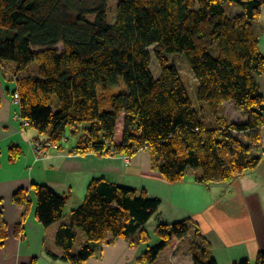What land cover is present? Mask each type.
<instances>
[{
    "label": "trees",
    "instance_id": "obj_1",
    "mask_svg": "<svg viewBox=\"0 0 264 264\" xmlns=\"http://www.w3.org/2000/svg\"><path fill=\"white\" fill-rule=\"evenodd\" d=\"M228 3L242 12L229 14ZM263 8L264 0H101L96 8L78 12L74 0H0V70L5 63L15 65L19 116L59 150L71 130L77 145L71 154L134 157L145 150L152 169L169 183L200 170L197 181L203 185H231L261 163L252 151L262 143L264 128L258 82L264 55L254 28ZM150 48L159 78L151 69ZM168 54L187 57L198 103ZM35 62L38 73L25 74ZM52 96L59 101L56 108ZM231 102L245 123L227 115ZM20 153L13 147L10 160ZM32 189L38 222L49 228L62 221L69 196L47 185ZM14 202L30 207L24 191L14 195ZM161 206L146 189L94 179L83 204L57 233L61 258L86 264L100 256L105 243L124 239L132 249L150 243L146 226L159 218ZM192 223L159 222L155 235L160 242L140 263L157 264L162 253L171 255L188 239L194 264H218L209 258L199 229L189 239ZM77 229L87 242L74 253ZM7 232L0 221V242ZM255 264H264V251Z\"/></svg>",
    "mask_w": 264,
    "mask_h": 264
},
{
    "label": "crops",
    "instance_id": "obj_2",
    "mask_svg": "<svg viewBox=\"0 0 264 264\" xmlns=\"http://www.w3.org/2000/svg\"><path fill=\"white\" fill-rule=\"evenodd\" d=\"M2 67L0 221L7 225L8 232L7 238L0 242V264H70L61 258L63 251L56 244V236L60 227L69 222L71 212L83 204L90 183L98 178L139 190L146 189L152 197L162 201V206L159 218L153 217L146 226L151 236L150 243L135 249L124 239L113 245L105 243L99 246L100 256L91 258L86 264H141V256L160 242L155 235L159 222L174 223L188 219L198 226L191 224L189 239L199 229L206 238L203 244L209 258H215L218 264H236L244 260L252 264L260 250H264V237L261 240L259 236L264 233V173L261 172L264 165V128L262 143L252 151V156L261 159L259 167L248 171L231 185H203L197 181L202 175L199 171L187 173L180 182L169 183L152 169L151 157L145 150L130 157L129 161L126 156L71 154L70 151L77 147L76 142L67 149L61 142L63 148L59 150L57 145H48L47 137L37 130L30 127L23 131L18 119L20 106L13 96L15 65L5 63ZM232 107L235 112H241ZM231 120L245 123L247 119ZM34 140L46 144L42 153L35 150ZM13 147L21 152L15 162L10 160ZM33 184L47 185L59 194L69 196L62 221L49 228L38 222ZM18 191L27 195L29 209L14 202ZM80 230H76L77 241L82 234V244L78 247L76 242L74 253H78L87 242ZM179 246L170 256L162 253L157 264H194L190 241L182 240Z\"/></svg>",
    "mask_w": 264,
    "mask_h": 264
},
{
    "label": "rangeland",
    "instance_id": "obj_3",
    "mask_svg": "<svg viewBox=\"0 0 264 264\" xmlns=\"http://www.w3.org/2000/svg\"><path fill=\"white\" fill-rule=\"evenodd\" d=\"M100 2H101V0H74L76 11H78V12H79V10L94 9L100 4ZM225 9L229 14L231 11H233V15L240 14L242 12L241 8L238 5L231 4V3L226 4ZM254 28H255V33H256V35L259 39V42H260V47H259L260 51L264 55V8L262 10V14H261L260 19L254 23ZM57 49L59 51H61L63 49V46L60 45L57 47ZM36 51H39V50H36ZM150 51L152 53L151 69H152L154 76L156 78H159L160 74H161L160 73L161 70H160L157 59L153 55V48H150ZM167 56H168V59L170 61V65H175L176 68L181 72L183 80H184V82H185V84L189 90V93H190L192 100L194 102L198 103V100H196V97H195L197 82L195 79V75L189 66V62H188L187 57L185 55H182V54H168ZM38 68H39V64L37 62H35L27 69L25 74H37ZM258 80H259V84H260V92L264 95V74L261 76H258ZM51 104H52L53 108H56V106L59 105V101H58L57 97L52 96ZM232 105H233L232 102H231V104H226L225 109H226L227 115L236 121L240 120L241 117L245 118L243 116V114L241 115V112H237V111L235 112ZM30 129H33V128H30ZM67 135H68V141L66 140V141L62 142L63 146L66 149L71 148L72 145H74V142H76L74 134L71 132V130L67 131ZM198 171L200 173H202L200 170H198ZM194 172H195L194 170L188 171V173H194ZM261 172L264 173V165L261 168ZM71 204H73V202ZM71 204H69L67 209L70 208ZM167 208H168V210H171L170 206H167ZM80 231H81L80 233H83L82 230H80ZM259 236H260V239L262 240L264 237V233H260ZM81 244H82V234L80 235V238L77 241V246L79 247V246H81ZM178 246H179V244L177 245V248H178ZM261 251H264V250L261 249L260 252ZM168 256H170V255H168ZM255 263H256V260L253 259L252 264H255Z\"/></svg>",
    "mask_w": 264,
    "mask_h": 264
},
{
    "label": "built area",
    "instance_id": "obj_4",
    "mask_svg": "<svg viewBox=\"0 0 264 264\" xmlns=\"http://www.w3.org/2000/svg\"><path fill=\"white\" fill-rule=\"evenodd\" d=\"M14 99H15L16 103H19L20 97L18 94H15ZM18 119H20V121H21L23 131H26V129L30 128V122L29 121L22 119L20 116H18ZM33 146L35 147V150L38 153H42L44 151V149L46 148V144L40 140H34ZM129 159H130V156H127L126 160L129 161Z\"/></svg>",
    "mask_w": 264,
    "mask_h": 264
}]
</instances>
